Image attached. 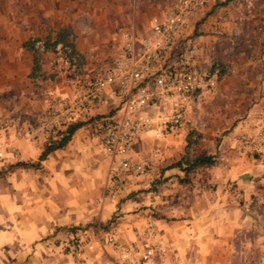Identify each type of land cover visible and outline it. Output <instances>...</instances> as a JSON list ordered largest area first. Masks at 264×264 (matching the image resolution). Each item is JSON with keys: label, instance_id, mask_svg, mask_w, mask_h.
Returning a JSON list of instances; mask_svg holds the SVG:
<instances>
[{"label": "clouds", "instance_id": "obj_1", "mask_svg": "<svg viewBox=\"0 0 264 264\" xmlns=\"http://www.w3.org/2000/svg\"><path fill=\"white\" fill-rule=\"evenodd\" d=\"M0 264H264V0H0Z\"/></svg>", "mask_w": 264, "mask_h": 264}]
</instances>
